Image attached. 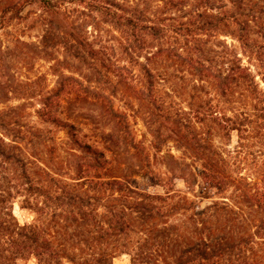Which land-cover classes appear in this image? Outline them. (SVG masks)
<instances>
[{
	"label": "trees",
	"instance_id": "obj_1",
	"mask_svg": "<svg viewBox=\"0 0 264 264\" xmlns=\"http://www.w3.org/2000/svg\"><path fill=\"white\" fill-rule=\"evenodd\" d=\"M0 29L49 63L0 49V264H264V0H0Z\"/></svg>",
	"mask_w": 264,
	"mask_h": 264
},
{
	"label": "rangeland",
	"instance_id": "obj_2",
	"mask_svg": "<svg viewBox=\"0 0 264 264\" xmlns=\"http://www.w3.org/2000/svg\"><path fill=\"white\" fill-rule=\"evenodd\" d=\"M33 8L34 11L38 12V8L37 6H33L31 7ZM27 7L28 9H31ZM21 32L23 33V39L26 41H37L38 39L35 38L38 34L39 31L38 29H33V30H24V27L20 26ZM12 33L14 34V30H12ZM0 35H2V30L0 29ZM10 39V37H9ZM0 49L3 51L2 53L4 54V60H5V64L7 65V67L4 69L3 68V72L7 73L8 77L14 76L12 77L14 78H18V77H22V79H26L28 77H33L34 75L43 73V72H48V65L49 63L43 59H35V58H24L25 56L22 55V57H17V52L15 51L14 45L11 42H8V40L6 38H3L2 36H0ZM55 55L57 57H61L64 56L63 51L58 49V51H54ZM67 74H71V71H66ZM74 73V72H73ZM50 79H52L51 83H53L54 79L53 77H50ZM23 103H25V107L27 109L26 112H34V108L36 106H38L37 101H27V100H18V99H14L10 102H8L7 104L9 106H19L22 105ZM117 103H119L117 101ZM120 104V103H119ZM92 108V106H91ZM88 114L92 116V111H88ZM21 115V116H20ZM17 118H20L21 121L23 122H30V120L32 119V117H27V114L25 113H19V116H17ZM139 129H143L142 124H140ZM58 137H60L61 140L66 141L68 140L66 133L63 130H58L57 131ZM236 136H233V140H232V144L236 143ZM177 186L180 189H185V184L182 180H178L177 182ZM197 189V188H196ZM150 190L154 191H162V189L160 187H156V188H151ZM190 197H194L193 193H189ZM209 201L208 200H203L202 202V206L206 205ZM15 213L17 214L18 217L21 218V220H24L27 217V213L26 212H22L18 209V207H16L15 209ZM114 264H130V258L128 255L126 254H122L119 255L115 258L114 260Z\"/></svg>",
	"mask_w": 264,
	"mask_h": 264
}]
</instances>
